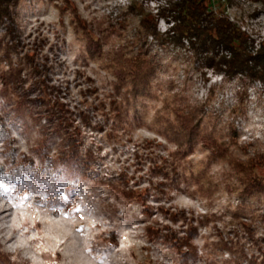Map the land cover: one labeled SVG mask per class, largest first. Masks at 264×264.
Here are the masks:
<instances>
[{"label":"rangeland","instance_id":"374dc122","mask_svg":"<svg viewBox=\"0 0 264 264\" xmlns=\"http://www.w3.org/2000/svg\"><path fill=\"white\" fill-rule=\"evenodd\" d=\"M130 1L71 0L93 24L125 20V38L134 37L139 29V16L123 13ZM61 2L19 1L16 12L23 47L11 58L18 63L24 50L38 47L48 55L51 65L44 93L59 96L67 109L62 114L79 128L75 135L82 145L79 154H70L58 127L35 100L40 90L36 74L24 66L22 80L17 78L15 85L0 53V129H4L0 165L6 176L0 180V254L11 264H181L175 248L147 230L148 225L165 223L181 230L180 221L160 211V206H173L202 220L193 236L195 256L187 264H264V195L242 199L226 161L210 158L197 143L179 167L185 178L165 191L157 189L160 177H151L148 169L149 158L175 147L164 134L174 118L167 104L177 97L204 105L203 124L207 130L214 128L219 140L231 134L229 123L236 126L237 144L230 145L233 154L264 152V84L255 81L243 93L240 81L200 68L186 43L161 45L148 36L147 45L159 65L151 95L127 97L123 88H117L108 65L88 55L71 14L61 13ZM138 2L156 14L164 0ZM211 6L217 8V0ZM224 14L255 46L264 41L260 2L235 0L225 5ZM168 26L158 20L160 33ZM115 43L123 40L108 42ZM92 85L96 92L90 91ZM110 94L122 102L126 113L112 137L105 135L111 120L104 123L105 130L93 129L83 126L80 117L85 112L92 121H105L95 107L101 98L108 105ZM241 144L250 145L245 151ZM19 153L31 156L34 163L17 162ZM44 153L52 157L53 168L45 164ZM123 177L130 178L129 187L143 190V201L125 196L113 184Z\"/></svg>","mask_w":264,"mask_h":264},{"label":"trees","instance_id":"16d2710c","mask_svg":"<svg viewBox=\"0 0 264 264\" xmlns=\"http://www.w3.org/2000/svg\"><path fill=\"white\" fill-rule=\"evenodd\" d=\"M20 0H0V53L2 60L7 61L8 79H13L17 85L22 80L21 70L28 66L31 72L36 74V83L40 87L35 100L46 111L45 115L52 120L60 131L61 138L72 156L79 154L82 142L76 138L79 128L73 126L70 118L62 114L65 108L59 96L46 94L47 84L45 77L50 69L47 54L40 52V48L24 50L18 63L11 58L12 53H17V48H22V38L17 21L16 7ZM258 1L264 8V0ZM235 0H217V8H213V0H164L158 4L156 14L147 11L141 2L131 0L126 6L124 14L139 16V29L132 38H125L123 30L126 27L125 20L118 24L110 20H100L95 24L83 18L75 4L71 0H62L59 9L61 13L68 12L71 19L80 31L85 42L86 52L91 58L101 60L108 65L116 79L117 88H123L125 95L132 98L151 95L152 78L158 68V62L152 54L146 39L152 36L159 40L161 45L174 44L183 46L184 43L192 49L200 68L212 70L222 75L225 80H238L243 87L255 81L264 84V41L255 46L254 40L247 35L229 17L224 14L226 4L232 5ZM163 19L169 25L162 33L158 31V20ZM121 39L123 43L109 45L110 39ZM204 74V72H202ZM91 81V78H88ZM58 90V87H55ZM95 86H90V91L96 92ZM60 92V90L58 91ZM241 92V93H242ZM18 94V92L16 91ZM173 114V121L168 122L165 137L175 147L167 150L165 154L157 158H149L150 176L160 177L155 184L157 189L165 191L172 184L178 185L185 175L180 172L188 154L193 151L197 143H201L209 153L210 158L226 161L233 170L238 182L242 199L255 194L264 195V152L255 150L245 157L233 154L231 144H237V128L232 123L228 127L231 134L227 140H219L215 129L207 130L203 124L205 117L204 105L192 103L185 97H177L171 104H167ZM107 107V108H106ZM104 115L105 121H92L85 112L80 113L81 124L93 129H104V123L109 124L105 135L112 137L114 129L122 121H125L124 106L113 94H110L108 105L104 98L98 99L97 105ZM67 110V109H66ZM4 129H0L3 131ZM250 144H241L240 147L247 150ZM45 164L53 168L52 157L44 153ZM17 162L32 165L33 158L24 153L17 154ZM3 168L0 165V180L5 181ZM149 178L148 181L152 178ZM121 179V180H120ZM113 183L120 187V191L127 197L143 201V190L128 186L130 178H120ZM146 191V189H144ZM160 211L172 221L181 222V230L173 229L165 223L160 226L148 225L150 235L157 236L169 242L178 253L181 264H187L195 256L193 236L196 234L202 220L194 218L193 213L188 214L184 209L169 206H160ZM247 231L252 234L250 228ZM225 247L233 252L231 245ZM0 264H11L5 255L0 254Z\"/></svg>","mask_w":264,"mask_h":264},{"label":"bare ground","instance_id":"6f19581e","mask_svg":"<svg viewBox=\"0 0 264 264\" xmlns=\"http://www.w3.org/2000/svg\"><path fill=\"white\" fill-rule=\"evenodd\" d=\"M16 242V241H15Z\"/></svg>","mask_w":264,"mask_h":264}]
</instances>
